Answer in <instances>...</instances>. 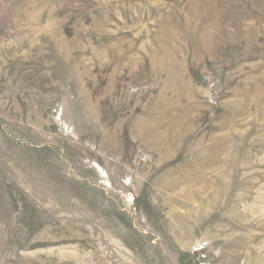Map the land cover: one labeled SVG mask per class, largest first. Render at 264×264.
<instances>
[{
    "label": "rangeland",
    "instance_id": "rangeland-1",
    "mask_svg": "<svg viewBox=\"0 0 264 264\" xmlns=\"http://www.w3.org/2000/svg\"><path fill=\"white\" fill-rule=\"evenodd\" d=\"M0 264H264V0H0Z\"/></svg>",
    "mask_w": 264,
    "mask_h": 264
},
{
    "label": "bare ground",
    "instance_id": "bare-ground-1",
    "mask_svg": "<svg viewBox=\"0 0 264 264\" xmlns=\"http://www.w3.org/2000/svg\"><path fill=\"white\" fill-rule=\"evenodd\" d=\"M248 253V252H247Z\"/></svg>",
    "mask_w": 264,
    "mask_h": 264
}]
</instances>
